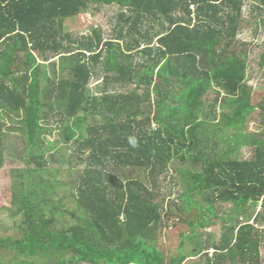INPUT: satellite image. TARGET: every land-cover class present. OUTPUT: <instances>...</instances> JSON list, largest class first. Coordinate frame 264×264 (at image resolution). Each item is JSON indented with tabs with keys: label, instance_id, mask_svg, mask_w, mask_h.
Instances as JSON below:
<instances>
[{
	"label": "trees",
	"instance_id": "trees-1",
	"mask_svg": "<svg viewBox=\"0 0 264 264\" xmlns=\"http://www.w3.org/2000/svg\"><path fill=\"white\" fill-rule=\"evenodd\" d=\"M246 1L264 5V0H0V170L9 132L21 131L27 150L26 167L12 172L22 236L0 237V250L17 253L13 264H32L20 256L67 264L66 255H73V264H182L184 256L167 258L158 247L157 230L170 228V222L145 185L177 158L203 163L200 172L181 181L178 209L188 216L191 232L210 215L218 217L214 204L204 210L196 203L198 196L210 203L207 193L213 203L214 198L232 203L243 214L260 202L264 211V134L251 138L254 154L245 161L204 143L213 128L243 134L254 113L264 132V94L255 105L253 91L232 83L243 74L237 68L247 52L248 45L237 42ZM93 6L120 7L114 38L104 39L100 30L81 37L66 31L68 22ZM152 21L161 22L164 32L151 35ZM99 69L105 92L93 97L89 87ZM219 78L224 90L215 89L209 101ZM130 85L135 89L124 93ZM98 116L102 124H90ZM52 124L59 131L56 143L48 136L55 132ZM70 142L80 164H87L73 177L75 211L59 194L68 186L62 174L73 167L63 172L64 157L46 154L48 146ZM201 208L203 217L194 221L193 211ZM59 214L75 224L61 227ZM261 221L263 214L254 225L224 222L225 243L208 264H260Z\"/></svg>",
	"mask_w": 264,
	"mask_h": 264
},
{
	"label": "rangeland",
	"instance_id": "rangeland-1",
	"mask_svg": "<svg viewBox=\"0 0 264 264\" xmlns=\"http://www.w3.org/2000/svg\"><path fill=\"white\" fill-rule=\"evenodd\" d=\"M258 6H260L259 8H261V10H254L253 7L258 8ZM120 13L121 10L119 6H93L88 14H83L77 19L68 22L66 24V31L74 36L81 37L91 35L94 30H100L103 33L104 39H112L116 36L115 30H117L116 27L119 22L118 16ZM244 14L245 23L242 30L239 32L237 42L247 44V52L244 53V64H241V66L237 68L241 70L243 74L240 75V78L236 77L233 79L232 83L238 84L239 87H246L248 91H253V96L256 94L258 97L257 99L255 96L257 100L253 99V103L258 105L264 94V70L260 69L261 56L264 52V5L246 1ZM150 24L154 26L152 30H150L151 35L155 36L159 31L164 32L161 22L152 21ZM140 26L142 27V25ZM147 29L148 25L146 24V26L143 27V33ZM130 39L131 38H129V40ZM139 57L140 59H137V61L143 64L145 59L142 56ZM100 72L101 70L99 69L98 75L93 79L89 87V92L93 97H102L105 92L104 74ZM223 83L225 82H222L220 78L217 81L214 80L213 86L215 88L207 95L209 101L217 96L216 91L218 89H223ZM235 84H233V86H235ZM134 89L135 85H130V88L123 90V92L133 91ZM108 90H110L109 87ZM229 91L232 93V88ZM218 111V114H220L221 110L218 109ZM89 122L90 124L100 125L103 122V118L98 116L96 119H92L91 117ZM152 127H157V124L152 125ZM10 128L11 127H9V129ZM50 128H54L55 132L48 135L49 139L56 143L59 140L58 127L52 124ZM262 134H264L263 126L260 124L258 113H254L251 115L250 121L243 131V134L232 129L223 131L219 128H213L210 130L209 137L205 139L204 143L210 147L213 144H217V146H219L218 153L226 151L232 154L231 158L234 161H245L251 159L254 154L252 147L249 146L251 138L260 139ZM72 143L73 142H70V144L59 143L57 147L48 146L46 154H55L56 156L64 157L65 163L63 165V172L71 166L73 167L72 173L65 172V175L64 173L62 174L61 180L62 177H64L62 181L68 186L61 189L59 194L61 196H66V199H63L64 205L65 203L67 204L65 207L70 211H75L77 209L78 200L72 196L74 187L73 177L78 179L87 164H80L79 156L76 154L77 146ZM5 147L6 162L4 168L0 170V237L19 239L22 234L18 226L21 223L22 216L15 215V209L13 207L14 180L12 179V172L26 167L27 150L22 132H9ZM202 165V162L195 160H181V158H177L169 164L168 169L161 177H155L154 180L150 178V183H148L147 179L145 181V185L148 186L152 192L156 193L157 202L163 205L166 213L165 217H168L170 222V228L160 227L159 230H157V234L160 236L158 247L166 253L167 258L172 259L179 255L184 256L186 259L182 264H208L209 259L215 258L217 247L225 243L223 234L226 232V227L228 226H225L224 222H227L229 227L236 226V224L254 225L256 224L255 217L259 214L264 215L261 202L256 210H249L248 213L243 214V211L236 209V205L232 203H219L216 202L215 198L213 203L211 193H207V197H209L211 204L203 199V196L197 195L196 203L200 207H203L204 210L209 209L210 206L214 204L217 209L218 217L215 218L210 215L208 223L202 227H196L194 232H191V228L193 229L192 224L190 225L184 221L188 219V216L184 213L180 214L178 209L180 203L179 198L182 193L181 181L186 175H190V172H200L202 170ZM109 167L112 168L113 163L110 164ZM155 185L157 186L154 187ZM203 208L193 211L192 219H195L194 221H196V217L198 216L203 217ZM58 218L61 227L64 225L67 226V224L70 223L72 225L75 224L73 222L74 219L68 214L65 216L59 214ZM248 221L250 222L248 223ZM256 227H259L261 233H263L259 263L264 264V221H261ZM191 233L193 238H189ZM183 235L184 238L186 237L187 239H184ZM230 238L231 237L228 235V240H230ZM182 242H184L183 245ZM209 247L214 248V250H207ZM16 256L17 253L9 250H0V262L13 264ZM72 257L73 255H66L64 257V259L67 260V264H73L70 262ZM18 260L22 262L29 261L32 262V264H58L54 258L50 259L47 257L30 258L20 256Z\"/></svg>",
	"mask_w": 264,
	"mask_h": 264
}]
</instances>
